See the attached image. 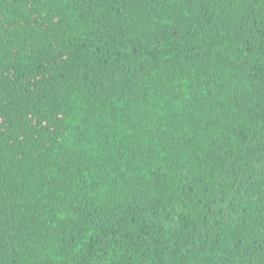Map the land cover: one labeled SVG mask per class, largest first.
I'll return each mask as SVG.
<instances>
[{
	"label": "trees",
	"instance_id": "trees-1",
	"mask_svg": "<svg viewBox=\"0 0 264 264\" xmlns=\"http://www.w3.org/2000/svg\"><path fill=\"white\" fill-rule=\"evenodd\" d=\"M0 264H264V0H0Z\"/></svg>",
	"mask_w": 264,
	"mask_h": 264
}]
</instances>
